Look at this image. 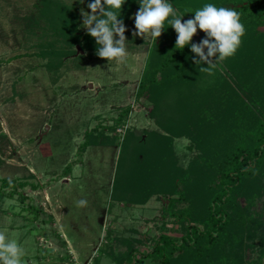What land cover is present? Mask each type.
I'll list each match as a JSON object with an SVG mask.
<instances>
[{
  "label": "rangeland",
  "instance_id": "obj_1",
  "mask_svg": "<svg viewBox=\"0 0 264 264\" xmlns=\"http://www.w3.org/2000/svg\"><path fill=\"white\" fill-rule=\"evenodd\" d=\"M59 1L75 6L86 32L81 9L90 12V0ZM43 8L45 0H0V177L40 184L23 189L25 200L0 196V231L25 247V264H120L132 244L146 250L162 232L178 234L169 231L173 224L162 216L164 195L136 203L132 188L138 182L114 194L128 131L143 138L150 130L164 132L150 115L153 104L145 97L136 99L152 41L139 36L138 42L128 40L124 63L78 46L61 67L50 69L41 48L61 41L49 29ZM138 9L126 24L131 32ZM255 29L264 34V22ZM127 105L132 107L128 119L113 130ZM96 127L98 144L81 151L86 131ZM190 142L174 139L172 160L178 166H188L199 152ZM80 200L86 205H79ZM30 205L38 208V219ZM111 248L115 257L105 253Z\"/></svg>",
  "mask_w": 264,
  "mask_h": 264
},
{
  "label": "trees",
  "instance_id": "obj_2",
  "mask_svg": "<svg viewBox=\"0 0 264 264\" xmlns=\"http://www.w3.org/2000/svg\"><path fill=\"white\" fill-rule=\"evenodd\" d=\"M168 2L184 15L182 22L194 19L195 11L207 3L232 8L241 14L246 32L235 55L212 75L199 71L207 64L193 63L190 46L175 48L176 33L167 21L161 37L151 42L136 99L145 97L153 104L150 115L164 132L150 130L143 138L133 129L128 131L121 145L114 194L117 197L119 188L138 182L132 188V201L145 203L153 195H164L162 216L173 224L169 231L178 234L164 231L146 250L132 244L118 261L264 264V34L255 29L264 22V0ZM137 6L139 0H126L120 16L125 26ZM74 8L45 0L42 15L61 41V45L49 42L41 48L40 56L49 58L50 69L61 67L63 58L77 53L78 46L90 52L99 47L80 29ZM125 36L138 42L128 29ZM204 37L198 29L192 42ZM131 110L130 105L122 108L110 128L125 122ZM96 130L86 131L81 151L98 144ZM176 137L189 138V147L199 151L186 167L172 160ZM67 168L71 170L70 165ZM0 184V196L18 195L21 200L26 199L25 187L40 188L28 179L0 177ZM30 207L38 219V208ZM105 253L116 256L112 248Z\"/></svg>",
  "mask_w": 264,
  "mask_h": 264
},
{
  "label": "clouds",
  "instance_id": "obj_3",
  "mask_svg": "<svg viewBox=\"0 0 264 264\" xmlns=\"http://www.w3.org/2000/svg\"><path fill=\"white\" fill-rule=\"evenodd\" d=\"M125 2L92 0L87 4L90 12L81 9L82 25L99 46L96 55L107 61L124 63L129 55L127 29L120 18ZM183 16L168 0H139V9L133 17V36L155 42L161 37L167 21L176 33L175 48L190 46L195 54L193 63L198 66L207 64V67H199V71L212 75L219 64L235 55L242 43L246 29L241 14L232 8L207 3L195 11L194 19L182 22ZM198 29L205 33V37L199 43H193ZM86 203L85 200L78 201L79 205ZM26 254L25 247L17 239L0 231V264H25L23 258Z\"/></svg>",
  "mask_w": 264,
  "mask_h": 264
}]
</instances>
